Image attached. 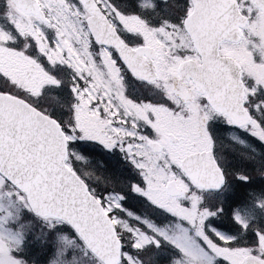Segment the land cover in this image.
<instances>
[{
  "label": "snow or ice",
  "instance_id": "obj_1",
  "mask_svg": "<svg viewBox=\"0 0 264 264\" xmlns=\"http://www.w3.org/2000/svg\"><path fill=\"white\" fill-rule=\"evenodd\" d=\"M0 264H264V0H0Z\"/></svg>",
  "mask_w": 264,
  "mask_h": 264
}]
</instances>
